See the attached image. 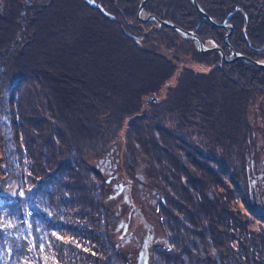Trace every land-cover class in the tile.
<instances>
[{"label":"rangeland","instance_id":"374dc122","mask_svg":"<svg viewBox=\"0 0 264 264\" xmlns=\"http://www.w3.org/2000/svg\"><path fill=\"white\" fill-rule=\"evenodd\" d=\"M141 1L138 0L139 3ZM12 8L11 0H0V17L8 19H4L6 23L0 25V29L5 31V27H11L10 30H14L16 56L30 41L32 29L29 28V19L35 15V9L29 8L28 14H22L27 20L24 18L23 26H20L21 15L12 16ZM156 26L158 27L156 22L149 21L142 22L140 28L150 32ZM133 32L140 34L137 30ZM205 45L211 46L209 43ZM188 46L193 47L192 50L186 54H182L183 51L180 53L187 58V64L185 67L178 64L179 69L187 68L193 71L198 80L199 77L209 81L219 79L214 93L221 110V125L216 128L221 133V142L218 144V134H214V130L210 131L208 138L196 133L200 132L199 128L205 127L204 118H194L195 125L187 126L186 129L185 125L189 122L183 124L181 121L184 120L178 118L177 114L168 112L173 90L179 87L177 75L155 94V97L159 98L157 103L149 102L152 97L147 96L148 100L142 99L139 107L131 111L133 113L122 114L123 109L115 111L111 107L95 109L97 118L94 123H80L82 134H77L79 129L73 128L70 124L72 120H65L63 115L66 113L62 106L61 111L52 109L50 105L48 107L46 92H38V89H42L41 85L34 86L30 81L26 82L20 86V91L15 96L17 121L22 123L23 112L30 129L27 135L24 131L18 134L23 147V150H18V158L14 154L13 144L6 146L7 141H11L8 124L10 118L9 113L0 104V127L4 137L2 140L0 136V166L5 171L9 169L25 173L30 191L29 199H33L35 207L44 209L49 218L52 217L51 221L46 223L49 232L38 218L35 223L32 219L28 223L32 246L28 247L27 259L15 262L11 259V247H7L6 251H0V264H235L237 257L239 260L241 254L245 256V250L251 260L254 247L264 250V220L254 215L259 213L264 218V200L258 203L257 196H254L253 203L243 202L235 184L238 164L246 166L249 179L251 170H248V164L252 161V150L255 152L256 170L264 168V111H261L264 104V83L260 84L264 81V74H260L261 80L254 81L255 84L250 86L253 87L252 93L237 94L236 97L230 96L226 100L221 87L224 77L221 76V71L215 69L217 64L218 67L223 66L220 54L217 52L219 56L211 58L209 54L213 52H197L193 41ZM217 47L222 48L228 58H232L231 52L225 51L221 43ZM263 49L264 47L260 50L264 51ZM248 52L254 58L251 59L264 61V52L253 55L251 47ZM1 64L5 68H0V80H5L2 83L4 86H0V91L3 90L1 92L8 103L13 87L21 75H17L20 71L11 69L16 66L10 60H0ZM213 70H216L215 74ZM197 78L194 77L193 80ZM20 101L24 103L23 111L18 109ZM143 111L147 112L146 116L136 119ZM74 112L75 110L70 111V116ZM43 118L49 119V122L44 121L42 126L45 137L41 146L50 140L49 155L46 160L42 157L44 165L40 164L34 168L39 174L38 178L35 172L29 174L30 165L34 163L35 158L31 159L26 145L33 135L40 133L39 130H33L29 124L43 121ZM53 129H57L58 134ZM208 129L209 127L207 131ZM237 137L241 146L245 143L241 161L236 157L239 143H236ZM168 138L173 145L167 143ZM159 143L163 147L162 153L159 152ZM5 149L11 154L9 159ZM165 149L171 150L170 153L174 154L176 151L179 156H185V165H178L181 172L175 171L174 177L169 181L165 176L170 172L171 154H166ZM110 155L114 159L108 166L105 159ZM34 156L37 160L41 158L40 153H34ZM145 159L153 165L152 168L147 166ZM193 160L199 161L200 165L208 164L207 166L213 167L216 173H219L220 182H215L217 179L213 177L203 191L204 196L196 190L192 179L204 175L205 168L199 167ZM160 169L163 189L161 196L164 199L157 200L153 191L160 187V180L157 178L160 176ZM185 169L189 170V176L182 173ZM41 170H44V173H41ZM59 171H62L57 174L60 175L59 182L57 180L52 186L48 185L50 183L45 184V193L36 192L38 185L45 179L53 176L57 179L56 172ZM182 177L188 179L182 181ZM251 177V183L261 187L262 183L255 182L258 179L253 175ZM14 186L16 188V183ZM186 186L190 187L191 194H188V197L184 192ZM9 190L16 191L11 187ZM48 190L52 191V197L46 195ZM33 191L38 195L32 193ZM38 199L43 205L37 204ZM161 202L164 205H161ZM224 216L227 219H224ZM50 224L63 226L53 230ZM44 230L45 235L51 237H47L48 244L56 247H37L36 234L43 237ZM253 237L257 238L256 244ZM63 243L67 247H57ZM118 248L124 254L122 259L114 255ZM257 252L259 251L255 254L260 256Z\"/></svg>","mask_w":264,"mask_h":264},{"label":"trees","instance_id":"16d2710c","mask_svg":"<svg viewBox=\"0 0 264 264\" xmlns=\"http://www.w3.org/2000/svg\"><path fill=\"white\" fill-rule=\"evenodd\" d=\"M142 1L139 3L138 0H11L12 16L20 17L21 15L20 26H23L24 18L27 20L26 16L22 17V14H28L29 8L35 9V15L29 19L31 20L29 28L32 29L30 41L16 56L14 55L16 45L14 30H10L11 27H5V31L0 29V60H10L16 66L11 67V69L20 71L17 75H21L18 83L13 87L10 102H5L1 92L3 90L0 91V104L9 113L10 118L8 124L11 141H7L6 146L9 143L13 144L14 154L17 158L18 150H23L18 134L20 135L24 131L27 135V131L30 129L27 127L23 112H21L24 118L22 123L17 121L15 96L19 93L20 86L28 81L34 86L36 84L41 85L42 89H38V92H46L48 107L50 105L52 109L61 111L60 107L62 106L66 113L63 115L65 120L67 122L72 120L70 124L73 128L79 129L77 134H82L80 123L86 121L94 123L95 118H97L95 109L111 107L115 111L123 109L122 114L133 113L131 111L139 107L142 99L150 95V97H155V94L174 75H177L179 87L173 90L174 93L168 104V112L177 114L178 118L184 120V122L181 121L183 124L189 122L185 125L186 129L187 126L195 125L194 118L199 116L204 118L205 127L199 128L200 132L196 133L208 138L210 131L214 130L213 133L216 134L215 132H217L218 134L217 144L221 142V133L216 129L221 125V110L216 97H214L219 79L209 81L199 77L198 80L193 71L187 68L179 69L178 64H183V67L187 64V58L185 59L180 53L183 51L182 54H186L192 50L193 47L188 46L191 41L183 39L173 29H159L156 26L149 32L140 28L142 22L138 21L137 14ZM197 2L215 22L225 23L227 20V23L233 27V33L229 39L230 45H225L224 41L228 31L205 21L191 0H149L145 12L155 15L161 20L174 23L186 31H194L204 44L209 43L211 46H218L221 43L225 51L228 50L231 55L232 50H234L239 54L253 58L248 52L250 47L253 50V55L264 52L260 50L264 47V0H197ZM1 19H3V24L0 23V25L3 26L8 19L4 16L0 17ZM9 21L12 20L9 19ZM203 25L206 27L202 28ZM133 30H137L140 34L136 35ZM218 56L217 52L209 54L211 58ZM222 65V67H218L217 64L215 69L221 71V76L224 77L222 79L220 76V79H222L221 87H223L226 100L230 96L236 97L237 94L252 93L253 87L250 88V86L255 84L254 81L261 80L260 74H264V69L255 68L243 61H237L234 64L222 63ZM0 68L4 70L5 67L1 64ZM216 70H213V74ZM194 77L197 79L193 80ZM4 80L5 78L0 80L1 87L4 86L2 84ZM261 82L260 84L264 83V81ZM31 95L34 94L31 93ZM23 106L24 103L20 101L18 109L23 111ZM261 109L264 110V104ZM72 110L75 112L70 116ZM141 114L137 115L136 119L140 118ZM60 117L62 120V115ZM39 121L29 124L33 130L40 132L38 135L32 134V138L26 145L31 159L35 158L34 163L30 165L29 174L32 172L37 174L34 168L40 164L41 166L44 165L42 157L44 156L46 160L49 155L50 140L41 146V141L45 137L42 126L44 121L49 122V119L43 118V121ZM208 127L209 132L207 131ZM53 130L58 134L57 129ZM0 136L4 140L1 127ZM166 141L167 143L170 142V145L174 144L169 138ZM237 142H239L238 137ZM243 146L240 142L237 145L236 157L239 161L243 158ZM165 150L166 154L171 152V150ZM162 151L163 147L159 143V152L162 153ZM34 153H40L41 158L37 160ZM5 154L9 159L8 149H5ZM170 154V172L165 176L168 181L174 177L175 171L181 172L178 165H185V156H179L176 151L174 154ZM151 161L153 162V160ZM159 161L161 164L160 155ZM192 162L201 168H205L204 175L192 179V182L196 184V190L201 192V196H204L203 191L213 177L217 179L215 182H220L219 173H216L217 171L213 167L207 166L208 164L200 165L199 161L195 162L194 160ZM146 163L149 168L153 167L149 161L146 160ZM250 163L248 164L249 171L251 170ZM62 167L63 165H61ZM245 167V165L238 164L236 168V189L243 202L253 203L254 196H251L250 187L248 188L250 181H248L249 175L247 176ZM161 170L160 176L157 177L160 180L158 181L160 187L153 193L156 197L160 195V199H164L161 196L163 192ZM0 171V251H6L7 247H11L13 251V258L11 259L15 262H22L28 258V247L32 246L28 223L31 219L35 223V219L38 218L47 228L46 231L49 232L46 223L51 221L52 217L49 218L44 209L35 207L33 199H29L30 191L26 183L27 175L25 173L15 170L9 171V169L5 171L1 166ZM41 171L44 173V170ZM219 171L221 172V170ZM60 172L62 171L56 172V175ZM182 173L189 176L187 169ZM250 173L253 174V171L251 170ZM38 175L36 176L39 178ZM58 176L60 177V175H57V179L53 176L42 181L36 192L45 193L43 191L44 185L50 183L48 185L52 186L57 180L59 182ZM191 176L194 175L191 174ZM186 179L188 178H181L182 181ZM14 183H16V188ZM10 187L16 191L9 190ZM189 190V186L184 189L187 197ZM36 192L33 191L32 193L38 195ZM51 192L48 190L46 195L52 197ZM31 200L32 205H30ZM37 204L43 205L39 199ZM162 204L163 202H161ZM207 212L208 210L205 214ZM225 212H227L226 209ZM254 215L264 220L259 213ZM223 218L227 219L225 216ZM50 225L53 226V224ZM58 226L62 227L63 225H54L52 229L58 230ZM46 231L44 230L42 233L43 237L36 234L37 247L42 245L47 248L56 247L48 244ZM253 238L256 244L257 238ZM251 243L254 244V242ZM112 245L114 246V243ZM57 247H67V245L63 243ZM254 249L252 260L245 250V256L241 254L239 260L237 257V260L234 261L235 264H264V250H260V247H254ZM257 250L260 256L255 254ZM115 254L119 259L124 258L120 248L115 250ZM223 256L226 255L223 253Z\"/></svg>","mask_w":264,"mask_h":264},{"label":"water","instance_id":"95a60500","mask_svg":"<svg viewBox=\"0 0 264 264\" xmlns=\"http://www.w3.org/2000/svg\"><path fill=\"white\" fill-rule=\"evenodd\" d=\"M149 0H143L142 3L140 4L137 18L140 22H156L158 24L159 29L163 28H168V29H173L177 33H179L184 39L186 40H191L195 43L197 50L201 54H206V53H211V52H218L222 58V61L227 64H232L236 63L237 61H243L246 64L253 66L258 69H264V61H256L251 59L248 56L242 55L237 53L236 51L232 50V58H228L226 54L224 53L223 49L217 46H207L203 43L201 38L194 32V31H186L183 28L179 27L178 25L171 23L169 21H164L158 18L155 15H150L145 12V7ZM192 4L194 5L195 9L197 10L198 13L204 18L205 21H207L209 24L215 26V27H220V28H226L229 30L228 34L225 37V43L229 45L228 43V38L231 36L233 32V27L228 25L227 20L225 23H218L215 22L198 4L197 0H191ZM264 50V49H263ZM159 98L158 97H152L148 101L149 102H158ZM146 116V111H144L139 117H145Z\"/></svg>","mask_w":264,"mask_h":264},{"label":"flooded vegetation","instance_id":"af4514ba","mask_svg":"<svg viewBox=\"0 0 264 264\" xmlns=\"http://www.w3.org/2000/svg\"><path fill=\"white\" fill-rule=\"evenodd\" d=\"M262 51V50H261ZM261 111H264V110H261ZM262 116L264 117V114H262ZM254 155H255V152L254 150H252V163H251V166H250V169L253 171V174H250V177H249V181H250V194L251 196H257V200H258V203H261L263 199V195H264V168L260 169L259 170V173H257L258 171L256 170V167H255V162H254ZM113 156H108L106 157V163L108 164V166H110L111 162L113 161ZM102 161H104V159H102ZM254 176L256 177L258 180H255V182L257 181H260L262 184H261V187H258L256 183L252 182L251 183V176ZM160 199V196L157 195V200Z\"/></svg>","mask_w":264,"mask_h":264}]
</instances>
